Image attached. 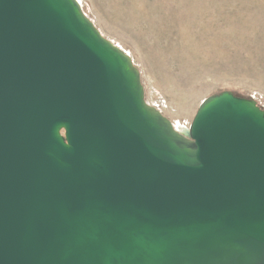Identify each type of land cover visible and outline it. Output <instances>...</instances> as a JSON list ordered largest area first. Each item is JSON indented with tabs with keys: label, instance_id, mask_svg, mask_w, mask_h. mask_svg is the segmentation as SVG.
<instances>
[{
	"label": "water",
	"instance_id": "1",
	"mask_svg": "<svg viewBox=\"0 0 264 264\" xmlns=\"http://www.w3.org/2000/svg\"><path fill=\"white\" fill-rule=\"evenodd\" d=\"M0 264H264V109L177 127L77 0H0Z\"/></svg>",
	"mask_w": 264,
	"mask_h": 264
},
{
	"label": "rangeland",
	"instance_id": "2",
	"mask_svg": "<svg viewBox=\"0 0 264 264\" xmlns=\"http://www.w3.org/2000/svg\"><path fill=\"white\" fill-rule=\"evenodd\" d=\"M131 57L145 100L177 127L228 90L264 109V0H77Z\"/></svg>",
	"mask_w": 264,
	"mask_h": 264
}]
</instances>
